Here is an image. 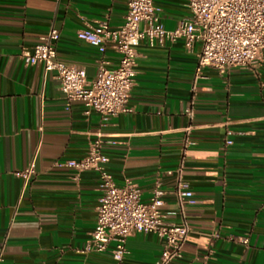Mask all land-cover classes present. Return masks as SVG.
Segmentation results:
<instances>
[{
	"label": "crops",
	"instance_id": "1",
	"mask_svg": "<svg viewBox=\"0 0 264 264\" xmlns=\"http://www.w3.org/2000/svg\"><path fill=\"white\" fill-rule=\"evenodd\" d=\"M127 2L0 0V264L156 263L163 243L153 233L128 237L121 259L82 251L95 228L101 179L62 163L84 157L97 134L113 141L103 153L115 183L132 180L147 201L160 182V208L174 222L183 217L176 169L190 140L183 178L193 192L184 207L191 230L176 264H264V64L224 74L208 68L194 81L198 44L142 40L132 110L109 119L68 103L55 71L25 65L22 52L54 27L57 57L94 78L101 55L78 32L102 21L117 28ZM154 5L166 29L189 15L188 0ZM104 58L119 62L112 48ZM32 162L29 181L16 174Z\"/></svg>",
	"mask_w": 264,
	"mask_h": 264
},
{
	"label": "built area",
	"instance_id": "2",
	"mask_svg": "<svg viewBox=\"0 0 264 264\" xmlns=\"http://www.w3.org/2000/svg\"><path fill=\"white\" fill-rule=\"evenodd\" d=\"M127 4L125 20L117 28L102 21L97 25L88 24L78 32V36L94 45L101 55L94 78L88 79L83 67L57 57L59 31L54 27L40 38L32 51L22 52L25 65L42 64L45 71H55L59 89L68 103L81 101L86 114L96 111L109 119L132 110L129 107L130 92L135 82L137 47L142 40L154 45L181 39L189 50L198 44L194 81L203 77L208 68L224 74L232 68L264 64V0H188L189 15L174 29L163 26L154 0H128ZM108 48L119 54L116 66H109L104 58ZM111 142L97 134L84 157L62 163L78 173L94 170L101 179L102 195L95 228L82 251H110L113 258L121 259L128 253L125 245L128 237L136 232L153 233L163 243L155 264H176L183 255L191 230L184 207L194 201L193 192L183 178L190 140H184L173 190L183 216L180 222L169 221L162 212L164 191L160 182L156 183L147 201L143 200L140 188L132 180L126 179L122 185L115 183L104 166L103 146ZM16 174L29 181L35 174L33 162ZM111 242L115 243L113 249H110Z\"/></svg>",
	"mask_w": 264,
	"mask_h": 264
}]
</instances>
